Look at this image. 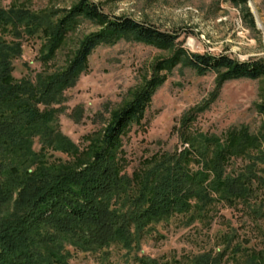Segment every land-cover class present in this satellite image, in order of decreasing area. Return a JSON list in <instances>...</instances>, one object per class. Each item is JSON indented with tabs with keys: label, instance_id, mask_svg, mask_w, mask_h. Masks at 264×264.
I'll use <instances>...</instances> for the list:
<instances>
[{
	"label": "trees",
	"instance_id": "obj_1",
	"mask_svg": "<svg viewBox=\"0 0 264 264\" xmlns=\"http://www.w3.org/2000/svg\"><path fill=\"white\" fill-rule=\"evenodd\" d=\"M230 1L255 27L248 0ZM77 19L101 29L80 40L64 67L39 73L35 80L15 78L14 61L22 56L25 36L41 34L47 59ZM180 37L128 16H113L90 0H80L58 24L47 13L0 6V264H70L68 246L96 252L120 244L131 250L155 224L177 215L195 220L217 200H247L255 182L264 185L255 170L227 171L234 157L264 164V134L225 144L200 134L189 140L190 148L157 153L132 175L126 173L122 137L140 122L164 81L156 71L103 130L86 137L84 148L62 132L59 116L66 110V92L86 69L89 55L123 39L174 50L176 59L162 61L158 70L180 62L198 73L214 72L223 81L264 76L262 59L242 62L227 54L189 53ZM54 152L68 159L52 158ZM223 258V253L205 252L189 264H222ZM236 261L264 264V250H246ZM137 264L161 263L142 256Z\"/></svg>",
	"mask_w": 264,
	"mask_h": 264
},
{
	"label": "rangeland",
	"instance_id": "obj_2",
	"mask_svg": "<svg viewBox=\"0 0 264 264\" xmlns=\"http://www.w3.org/2000/svg\"><path fill=\"white\" fill-rule=\"evenodd\" d=\"M113 16H128L181 35L179 42L189 53L227 54L242 62L264 60V0H248L255 27L241 7L230 0H90ZM80 0H0V6L47 13L60 23ZM101 28L77 19L46 59L41 34L22 39V56L14 61V76L36 79L66 65L80 40ZM174 50L131 40L99 46L89 55L86 69L66 92L65 112L59 116L64 134L81 148L86 137L103 130L113 114L125 106L156 71L164 78L139 123H132L122 137L121 148L129 175L157 153L190 148L189 140L200 134L227 143L241 137L264 134V76L258 79L219 80L214 72L198 73L183 63L158 70L162 61L176 59ZM179 57H177L178 60ZM247 130V135L243 130ZM36 149L40 148L38 142ZM256 154V151H250ZM52 158L67 160L54 152ZM234 157L230 174L250 169L264 178V164ZM197 168V167H196ZM70 264H137L149 256L161 264H189L192 257L223 253L222 264H237L246 250H264V185L254 183L247 200L229 204L217 200L210 210L192 220L177 215L150 227L134 248L113 244L100 251H81L68 246Z\"/></svg>",
	"mask_w": 264,
	"mask_h": 264
}]
</instances>
